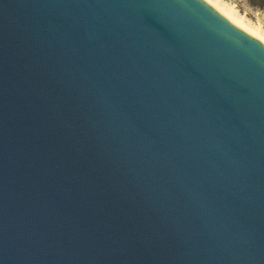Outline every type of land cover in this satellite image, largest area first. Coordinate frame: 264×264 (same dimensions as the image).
Returning a JSON list of instances; mask_svg holds the SVG:
<instances>
[{
    "label": "water",
    "instance_id": "obj_1",
    "mask_svg": "<svg viewBox=\"0 0 264 264\" xmlns=\"http://www.w3.org/2000/svg\"><path fill=\"white\" fill-rule=\"evenodd\" d=\"M0 264H264V45L202 0H0Z\"/></svg>",
    "mask_w": 264,
    "mask_h": 264
},
{
    "label": "rangeland",
    "instance_id": "obj_2",
    "mask_svg": "<svg viewBox=\"0 0 264 264\" xmlns=\"http://www.w3.org/2000/svg\"><path fill=\"white\" fill-rule=\"evenodd\" d=\"M221 4L232 7L245 23L258 26L264 34V0H219Z\"/></svg>",
    "mask_w": 264,
    "mask_h": 264
},
{
    "label": "bare ground",
    "instance_id": "obj_3",
    "mask_svg": "<svg viewBox=\"0 0 264 264\" xmlns=\"http://www.w3.org/2000/svg\"><path fill=\"white\" fill-rule=\"evenodd\" d=\"M207 3L210 7H212L215 11H217L221 16L227 19L232 25L236 28L240 29L247 35L253 37L258 40L260 43L264 45V34L257 26H253L251 24L245 23L244 20L236 14L232 7H228L226 5L221 4L219 0H202Z\"/></svg>",
    "mask_w": 264,
    "mask_h": 264
}]
</instances>
